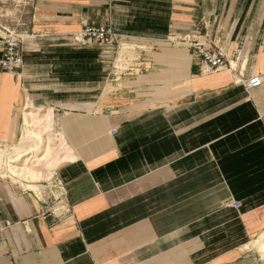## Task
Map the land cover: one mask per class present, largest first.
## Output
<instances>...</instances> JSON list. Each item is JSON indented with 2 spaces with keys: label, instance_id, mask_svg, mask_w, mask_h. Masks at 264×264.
Here are the masks:
<instances>
[{
  "label": "crops",
  "instance_id": "1",
  "mask_svg": "<svg viewBox=\"0 0 264 264\" xmlns=\"http://www.w3.org/2000/svg\"><path fill=\"white\" fill-rule=\"evenodd\" d=\"M20 4L0 147L51 114L64 208L0 180V264H264V84L245 86L264 80V0ZM85 25L113 43L80 45ZM198 33L229 66L206 71L181 41Z\"/></svg>",
  "mask_w": 264,
  "mask_h": 264
},
{
  "label": "built area",
  "instance_id": "2",
  "mask_svg": "<svg viewBox=\"0 0 264 264\" xmlns=\"http://www.w3.org/2000/svg\"><path fill=\"white\" fill-rule=\"evenodd\" d=\"M75 40L82 46L98 45L100 47H108L113 43L114 35L110 27H95L85 25L78 33L74 35ZM22 34L18 27H13L10 24L0 23V42L2 49V56L0 58V69L7 73H16L22 67V48H21ZM181 41L185 42L193 51L200 56L207 72H215L222 68L229 66V62L222 54L220 49L216 47L206 34H189L184 35ZM264 84L261 75L252 76L246 83L247 89L259 88ZM53 180V181H52ZM51 188H55L58 192L57 196L52 191L48 190L53 203L52 210L47 213L53 217H58L64 204L62 201V187L60 182L52 175ZM34 193V192H33ZM44 197L43 192L40 200ZM226 205L239 207V203L234 200H228Z\"/></svg>",
  "mask_w": 264,
  "mask_h": 264
},
{
  "label": "bare ground",
  "instance_id": "3",
  "mask_svg": "<svg viewBox=\"0 0 264 264\" xmlns=\"http://www.w3.org/2000/svg\"><path fill=\"white\" fill-rule=\"evenodd\" d=\"M52 132L51 114L42 116L25 113V127L17 143L4 148L0 147V163L1 159L6 158L9 163L8 171L11 175L21 177L25 181L26 179L27 181L51 179L53 169L62 159L52 144ZM60 143L63 144L62 139ZM38 164L42 168H37ZM253 246L263 250L264 240L253 242Z\"/></svg>",
  "mask_w": 264,
  "mask_h": 264
},
{
  "label": "rangeland",
  "instance_id": "4",
  "mask_svg": "<svg viewBox=\"0 0 264 264\" xmlns=\"http://www.w3.org/2000/svg\"><path fill=\"white\" fill-rule=\"evenodd\" d=\"M20 1L16 0H0V23L1 24H10L13 27H18L17 24L23 23V18H19L17 9L19 6H21ZM123 54V52L121 53ZM27 141V139H25ZM4 160V161H3ZM8 160L6 158L1 159L0 163V180L4 181H10L12 184H17L21 188L27 189V190H34L36 193L37 198H41L43 190L47 191L48 190L52 191L55 196H57L58 192L55 191V188H51L52 185H54V182L52 184L51 180L47 181V179H41L37 181H32L26 179V181L21 178V177H13L11 173L8 171L9 168V163L7 162ZM37 168H42L40 164H38ZM46 181V182H45ZM53 181V180H52ZM25 182V184H23ZM32 183V184H29ZM36 185H41L40 187ZM260 250V249H258ZM260 251H264L260 250Z\"/></svg>",
  "mask_w": 264,
  "mask_h": 264
}]
</instances>
